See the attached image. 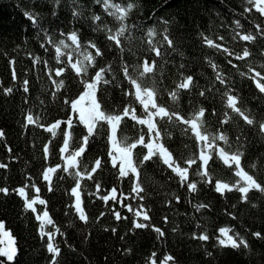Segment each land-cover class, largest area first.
Listing matches in <instances>:
<instances>
[{
    "label": "trees",
    "instance_id": "obj_1",
    "mask_svg": "<svg viewBox=\"0 0 264 264\" xmlns=\"http://www.w3.org/2000/svg\"><path fill=\"white\" fill-rule=\"evenodd\" d=\"M113 2L136 4L125 21L130 26L131 39L124 40L123 52L106 39L104 32L94 30L102 22L111 28L117 26L94 0H0V131L4 133L0 137V163L7 165L0 168V188L8 189L7 195L0 192V221L4 222V230L18 249L15 260L8 264H49L51 254L46 250L47 237L41 239L40 221L36 219V215H42L45 210L53 221L45 231L55 233L53 242L60 249L57 264H151L150 258L155 260V264H162L168 255L174 257V262L168 261V264H264V239L253 235L258 232L264 237V194L252 190L245 202L236 190H225L221 195L214 188L216 181L231 186L239 180L234 175V166L224 165L212 151L208 164L212 183L208 184L195 175L200 164L197 159L189 169V181L197 182L195 192H189L186 184L182 187L179 177L157 157L139 165L138 181L132 173L119 177V162L113 167L108 155L111 148L108 125L101 122L89 139L86 151L77 158L80 167L68 168V155L80 146L81 137L87 134V130L78 122L77 114L64 103L66 99L77 98L83 91L81 79H90L96 70L111 65L116 80L101 85L96 95L102 110L119 113L132 100L123 94L131 86L123 79L122 63L127 62L131 66L144 60L149 63L155 60V73L145 78L144 83L157 89V102L185 118L204 108V130L212 135L222 132L228 138L227 144L217 140V147L227 152L243 151L242 167L264 185V133L232 113L226 107L223 95L226 87H230L231 94L240 99L238 106L256 120H264V93L258 91L252 80L240 75V72L247 73L249 65L261 70L260 66L264 65V56L261 55L264 38H257L252 43L232 38L234 30L255 35V25L264 28V16L255 9L245 13V7H252L246 4V0ZM74 11L80 15L74 16ZM27 14H34L37 23L34 24ZM93 14L100 15L102 21L93 23ZM164 20L168 21L166 25L162 23ZM236 20L240 21L242 28L236 29ZM149 28L156 29L154 37L147 35ZM73 31L77 32L82 44L92 41L103 52L96 58V67L89 69L88 77H77L67 65L66 55L61 57L64 64L57 63L55 47L48 42L51 38L58 44L65 38L61 33L67 35ZM164 34L172 40L174 48L163 42ZM201 34L235 53H242L247 47L251 56L246 60H235L222 50L209 47ZM149 40L157 46L163 44V57H157L150 51ZM66 43L71 44L70 41ZM63 51L68 53L72 49ZM90 51L94 54V49ZM72 54L75 61V53ZM36 57L40 60L34 63ZM228 60L237 67L233 68ZM210 61L218 66L226 84L222 85L216 79ZM181 64L183 68L179 67ZM61 67L65 71L61 76H55V69ZM49 69H52L51 79ZM186 76L193 78V85L189 90L180 89L179 99L173 102L169 92L176 90V85ZM107 78L111 79V75ZM54 80L63 81V87L57 89ZM24 81H28V92L24 91ZM9 88L12 91L6 94L4 90ZM201 91L205 95L201 96ZM133 106L141 115L142 106L138 103ZM225 112L230 114V120L221 124ZM29 114L34 118L32 124L26 119ZM70 115L74 121L72 129L62 123L55 130V136L46 130L57 121H66ZM158 126L162 130L160 143L169 149L181 167H187L185 161L188 159L199 156L200 146L191 132H184L185 125L158 120ZM65 131L69 135L65 136ZM141 131L146 133V127L125 118L117 139L131 143ZM238 136L241 138L239 141ZM66 138L69 147L62 152ZM148 139L145 136L146 142ZM146 152L147 149L138 145L133 150L134 162L139 164ZM96 159L101 160V167L91 173V178L89 175H75L85 167L91 170ZM49 168L55 171L51 172L50 181H46L43 174ZM77 180L86 223L79 219L72 207L76 197L71 194V189ZM137 182L144 189L139 196L132 191ZM21 187H25L24 197L17 191ZM113 188L116 189V201L109 199L106 204L100 197L111 195ZM33 198L37 199L33 205L35 213L25 210L24 206L25 199ZM39 199L46 203L39 204ZM129 204L133 211L128 210ZM200 204L207 207L197 211L195 206ZM137 210L146 211L150 220L136 217L134 212ZM117 211L127 219L117 220ZM134 221L160 228L165 235L158 238L153 227L135 228ZM221 227L231 228L233 231L229 235L239 233L249 247L233 249L220 246L217 237ZM56 228L60 231L56 232ZM194 234H207L209 239H194ZM0 248H3L1 243ZM4 259L0 257V260Z\"/></svg>",
    "mask_w": 264,
    "mask_h": 264
},
{
    "label": "snow or ice",
    "instance_id": "obj_2",
    "mask_svg": "<svg viewBox=\"0 0 264 264\" xmlns=\"http://www.w3.org/2000/svg\"><path fill=\"white\" fill-rule=\"evenodd\" d=\"M58 2V0H57ZM94 2L100 5L104 12L112 17L116 22V27L111 28L108 27L107 23H100L96 25L95 31H102L106 35V39L112 42L113 46L118 49L120 52L124 51V40L131 39L130 26L125 23V21L129 18V14L136 7L135 3L129 2L126 5H122L120 3H115L113 0H94ZM247 5H251L252 7H245V13H251L253 9L258 12L261 16H264V0H246ZM74 16H79L80 13L78 11H74ZM29 19L33 21V23H37L34 14H27ZM93 23L97 21H102V17L100 15H95L91 17ZM165 25L168 21H162ZM236 25V29L242 28V25L239 20L234 21ZM256 34L247 33L243 34L239 31L234 30L233 40H236L237 37L241 41L252 43L257 40V38H264V28L261 25H255ZM167 33V28L164 30ZM147 35L149 37H154L156 35L155 28H149L147 31ZM204 42L209 46L216 48L217 50H222L227 53L229 56H232L235 60H246L251 56L250 50L245 47L242 50V53H235L230 51L229 49L223 47L220 44H216L211 38L203 36ZM61 36H64V39H60L59 43L56 44L54 40L49 38L48 42L52 43L55 47L56 52V60L57 63L64 64L65 62L61 59L62 56H67V65L71 67V69L75 72L77 77H88L89 69L96 67V58L103 55V52L100 48L96 46L92 41L87 42V44H82L78 34L76 31L71 32L70 34L65 35L61 33ZM220 40H223V37H219ZM66 41H70L71 44L66 43ZM163 42L167 44L169 48H174L172 40L169 38L167 34L163 35ZM150 47V51L154 52L157 57H163L164 53L162 52V47L157 46L152 43L151 40L148 41ZM44 45L42 44L41 47ZM71 48L72 52H64V49ZM90 49H94L90 51ZM75 53L76 59L73 61V54ZM261 55L264 56V52H261ZM40 58L36 57L35 62H39ZM14 63V62H13ZM45 66H47V62H44ZM210 66L216 72V79L222 84H226L225 77L218 71V66L215 63L209 62ZM228 63L232 65L233 68H236L237 65L233 64L232 60H228ZM183 68L184 65L181 64L179 66ZM261 70H257L256 67L249 65L247 67V73L240 72V75L246 76L248 79L252 80L255 84V87L258 89L260 93H264V65L260 66ZM156 69V61L153 60L149 63L148 60H144L141 63L136 65H129L127 62H123L121 65L120 71L123 74V79L128 82L131 86L129 90H126L123 94L126 97H132L131 102L126 105L121 112L119 113H107L102 110L101 103L97 100V91L101 85L111 84L114 80H116V75L113 71L111 65L106 67H101L95 71V73L90 77V79H81V83L83 85V91L80 95L72 100H65L64 103L69 105L72 113L77 114L78 122L84 125L87 130V134L81 137L80 146L69 153L68 155V168H79L80 161L77 160L78 157H81L82 154L86 151V147L88 145L89 139L95 134L97 125L101 122L108 125L109 131V143L111 148L108 152L109 157L111 158L112 166H117V161H119V177H127L129 173H132L135 177L136 181L139 179V165H142L146 161H150L153 157H157L159 161L166 165L172 172L179 177V182L183 187L185 184L187 185L189 192H195L197 190V182L189 181V169L195 163H197V159L200 164L195 173V175L201 178V182L211 184L212 180L210 174L208 172V164L212 159V151L216 152L217 157L229 168H233L234 166V175L239 177V180L235 182L233 185H229L228 183L216 181L214 184V188L216 192L221 193L223 195L225 190L232 191L236 190L240 192L241 199L245 202L248 201V193L252 190H256L264 194V185H261L252 175H250L241 165V159L244 156V152L237 149L235 152H227L224 148H218L216 145V141H223L226 144L228 143V138L225 134L218 133L216 135L209 134L204 130V115L205 109L199 108L194 111L192 115L188 118H185L178 112L170 111L168 107L159 104L157 102L158 91L154 86H149L144 83L145 78H150L151 75H154ZM65 71L64 67L55 69V76L59 77ZM52 69H49V78L51 79ZM111 75V79L107 77ZM16 78L15 71H13V79ZM56 84L57 89L63 87V81H53ZM24 91L28 92V81H24ZM193 85V78L191 76L183 77V79L176 85V90L169 92V97L173 102H176L179 99V90H189L190 86ZM119 86V85H117ZM6 94L11 93L12 89H5ZM232 89L230 87H226L224 91V98L226 101V107L231 110L232 113L237 114L247 125L256 127L260 133H264V120H256L251 116L249 112H247L242 107L238 106L240 103V99L237 95L231 94ZM201 96L205 95L204 91L199 93ZM135 103H138L142 106V114L138 115L136 108L133 106ZM225 119H223L220 123L227 124L230 120V114L228 112L224 113ZM125 118H129L132 121H135L136 124L145 126L147 132L141 131L138 138L131 143L126 141H120L117 139V132L120 128L122 121ZM165 121L170 124H183L185 125L184 132H191L195 137L197 144L200 146L199 156L197 158L188 159L185 161L187 167H181V165L173 158V154L169 151L167 147H165L162 143H160V139L162 137V130L158 126V120ZM27 122L32 124L34 122L33 115L29 114L26 117ZM66 124L68 129H72L74 127L73 117L70 115L66 121H57L53 123L46 130L52 133L53 136L56 135V129L60 127L61 124ZM65 136L69 135L67 131H65ZM4 133L0 131V137H2ZM145 136L149 139L146 142ZM241 138L238 136L237 140L239 141ZM64 147L61 149L63 152L65 149L69 147L68 139H64L63 141ZM142 146L147 149V152L142 156L139 161V164L134 162L133 159V150L137 147ZM211 150V151H210ZM11 151V149H9ZM44 151L47 152V147L44 148ZM94 167L89 170L87 167L83 169V171H77L76 176L80 177L81 175H89L91 178V173H94L97 168L101 167V160L96 159L94 161ZM7 165L0 163V168H5ZM255 167V165H253ZM68 168H65V171H68ZM55 171L53 168H49L46 172H44L43 177L44 180L50 181L49 173ZM27 187V185L25 186ZM25 187L19 188L17 191L21 197L25 196ZM97 190H99V185H96ZM80 188L79 180H77L75 186L71 189V194L76 197L75 204L72 207L75 208V211L79 215V219L81 221L87 222V216L81 207L82 201L80 199V193L78 189ZM51 190V188L49 189ZM39 192V189H36ZM132 191L135 192L138 196L140 192H143L144 189L140 187V184L134 183ZM0 192L5 195L8 194L7 188H0ZM111 195H103L100 198L104 200L107 204L109 199L116 201V189L113 188L111 190ZM123 198V197H122ZM142 200L143 197L140 196ZM177 202H179V198L177 197ZM37 203V199H25V210H32L34 213L36 209L33 207ZM46 203L45 200L39 199V204L44 205ZM129 211H133L132 206L127 205ZM143 209V205L140 206ZM196 210L199 211L201 208L207 207L206 205L200 204L196 205ZM255 207V205H253ZM103 215V214H101ZM136 217L143 218L144 221H149L150 217L146 211L137 210L134 212ZM115 217L117 220L127 219V217H121L120 213L115 212ZM235 219L236 217H232ZM36 219L40 221L39 225V234L41 239L45 236L47 237L46 250L49 254H51V259L49 264H57V257L60 255V249L58 245L54 244L53 238L55 233L52 231H45L46 226L53 225L52 219L49 217V213L45 210L42 215L37 214ZM165 222H167V217H165ZM135 228H146L153 227V230L158 234V238H161L165 235V233L160 229L156 228L150 224L145 223H137L134 221ZM5 228L4 222L0 221V232H2ZM56 232H59V228H56ZM115 232V229H112ZM219 236L217 237L218 244L223 247H231L233 249H238L240 247L248 248V242L240 236L239 233H234V235H229L233 230L228 227H221L219 230ZM63 235V233H60ZM4 235H8V233H4ZM253 235L257 238H262L260 233H253ZM194 239H199L201 241H207L209 236L207 234L193 235ZM130 251V250H129ZM18 254V249L15 246L0 248V257L5 258L4 260H0V264H8V262H13L15 257ZM210 256L211 253H208ZM155 256V253L152 254V257ZM151 264H155V260L151 259ZM168 261L174 262V257L168 255L163 259L162 264H168Z\"/></svg>",
    "mask_w": 264,
    "mask_h": 264
},
{
    "label": "rangeland",
    "instance_id": "obj_3",
    "mask_svg": "<svg viewBox=\"0 0 264 264\" xmlns=\"http://www.w3.org/2000/svg\"><path fill=\"white\" fill-rule=\"evenodd\" d=\"M117 162H119V161H117ZM66 163L68 164V161H66ZM50 175H51V173H49V177H50ZM5 232H6L5 230L0 232V243L3 244V248L14 246L10 237L8 235H4Z\"/></svg>",
    "mask_w": 264,
    "mask_h": 264
}]
</instances>
